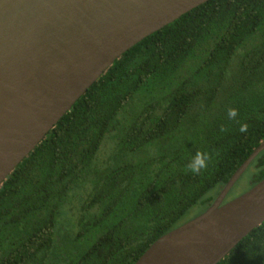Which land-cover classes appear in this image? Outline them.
<instances>
[{
    "label": "trees",
    "instance_id": "trees-1",
    "mask_svg": "<svg viewBox=\"0 0 264 264\" xmlns=\"http://www.w3.org/2000/svg\"><path fill=\"white\" fill-rule=\"evenodd\" d=\"M263 139L264 0H207L123 52L7 175L0 264H132ZM250 165L254 185L264 149ZM216 264H264V220Z\"/></svg>",
    "mask_w": 264,
    "mask_h": 264
},
{
    "label": "water",
    "instance_id": "water-1",
    "mask_svg": "<svg viewBox=\"0 0 264 264\" xmlns=\"http://www.w3.org/2000/svg\"><path fill=\"white\" fill-rule=\"evenodd\" d=\"M207 0H0V186L120 55ZM264 139L201 213L132 264H216L264 220V177L224 198Z\"/></svg>",
    "mask_w": 264,
    "mask_h": 264
},
{
    "label": "rangeland",
    "instance_id": "rangeland-1",
    "mask_svg": "<svg viewBox=\"0 0 264 264\" xmlns=\"http://www.w3.org/2000/svg\"><path fill=\"white\" fill-rule=\"evenodd\" d=\"M112 145L113 144H111L109 141H107V143L104 146V149L101 152V155H100L101 158L106 156V154L109 152ZM254 173H255V167H254V165H250L242 173V175L237 179V181L234 183V185L231 187V189L228 191V193L226 194V197H225L226 201L238 196L239 194H241L244 191H246L247 189H249L252 185ZM211 192H215V191H213L211 189L208 194H211ZM201 208H202L201 205H198V206L196 205V206L191 207L190 210L186 213L185 219H188L192 216L197 215V213L201 210ZM69 232H70V230H69ZM66 238H69V235ZM66 245H68V243H66ZM71 246L75 247L74 245H71Z\"/></svg>",
    "mask_w": 264,
    "mask_h": 264
},
{
    "label": "clouds",
    "instance_id": "clouds-1",
    "mask_svg": "<svg viewBox=\"0 0 264 264\" xmlns=\"http://www.w3.org/2000/svg\"><path fill=\"white\" fill-rule=\"evenodd\" d=\"M236 115L235 110L229 111V116L234 117ZM246 128L244 126L241 127V131H245ZM209 162V157L206 153L197 152L196 155L192 158L190 163V169L194 174L200 173L201 170L207 167Z\"/></svg>",
    "mask_w": 264,
    "mask_h": 264
}]
</instances>
